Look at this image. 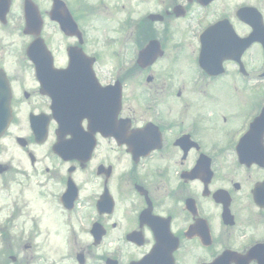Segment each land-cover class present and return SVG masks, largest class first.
Segmentation results:
<instances>
[{"label": "flooded vegetation", "instance_id": "af4514ba", "mask_svg": "<svg viewBox=\"0 0 264 264\" xmlns=\"http://www.w3.org/2000/svg\"><path fill=\"white\" fill-rule=\"evenodd\" d=\"M0 69V264H264V0H0Z\"/></svg>", "mask_w": 264, "mask_h": 264}, {"label": "rangeland", "instance_id": "374dc122", "mask_svg": "<svg viewBox=\"0 0 264 264\" xmlns=\"http://www.w3.org/2000/svg\"><path fill=\"white\" fill-rule=\"evenodd\" d=\"M122 36V33H120V38ZM158 77V75H157ZM157 82V79L154 81V83ZM216 90H218L224 97L225 99L227 100V102L231 105V113L232 115L230 116V120H227L225 126L222 128L224 131H230L231 130V123L230 121L233 120V119H236L237 115L239 114V109H240V106H241V111L243 113V105L242 103H240V97L239 96H236L235 94H233L230 90V88L226 87L225 85L221 84V86H216L215 87ZM231 101H237V103H231L229 102V100ZM210 106L213 107L212 108V116L210 117V120L211 122L213 123V125L215 127H219L220 125L217 123L216 121V116H217V113H216V103H210ZM233 110L235 112H233ZM184 121L188 122L190 120H193V119H196L197 121L198 120V117L192 113H187L184 115ZM199 126H201V123L199 122ZM13 131V129H12ZM206 141L208 142H211V141H216L217 140V136L214 134V133H209L207 134L206 136ZM13 147H15V145H13ZM9 152H15V151H9ZM9 152L6 154V156H9ZM244 192H239V193H236L234 195V200H233V207H234V211H235V214L238 218V221L243 223L245 226H247V220L250 219V218H255V217H258V215H260L256 210L255 208L249 204L251 206L250 209H246L244 208L242 205L248 201V198L246 196H244ZM243 211V215L242 212ZM241 215V216H240ZM194 255L193 252H189L188 253V256H187V259L185 261L186 264H189L190 263V259L192 258V256Z\"/></svg>", "mask_w": 264, "mask_h": 264}, {"label": "water", "instance_id": "95a60500", "mask_svg": "<svg viewBox=\"0 0 264 264\" xmlns=\"http://www.w3.org/2000/svg\"><path fill=\"white\" fill-rule=\"evenodd\" d=\"M7 102H8V100H7ZM7 102H5V103L1 102L0 103V107H1L0 108V130H2L8 122L7 119H8L9 110H8Z\"/></svg>", "mask_w": 264, "mask_h": 264}]
</instances>
